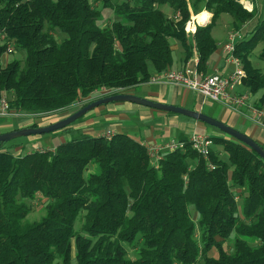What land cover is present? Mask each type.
Returning <instances> with one entry per match:
<instances>
[{
  "label": "trees",
  "instance_id": "trees-1",
  "mask_svg": "<svg viewBox=\"0 0 264 264\" xmlns=\"http://www.w3.org/2000/svg\"><path fill=\"white\" fill-rule=\"evenodd\" d=\"M104 2L117 19L109 27L99 25L101 13L89 0H0V34L7 40L0 46V98L12 93V111L43 117L104 90L124 94L150 81V63L157 73L172 66V40L181 44L184 62L197 51L198 67L207 72L218 50L212 30L219 18L231 16L237 31L258 14L239 0ZM203 11L211 22L187 36L192 14ZM258 19L235 54L244 86L260 94L255 106L264 110V73L250 60L264 44V0ZM11 42L26 58L3 66ZM211 139L221 150L208 158L184 139V149L165 152L156 165L147 146L126 134L25 154L0 143V264H264V160L227 135ZM39 196L47 201L45 214L30 222L28 202ZM125 244L139 245L136 259L128 258Z\"/></svg>",
  "mask_w": 264,
  "mask_h": 264
},
{
  "label": "rangeland",
  "instance_id": "rangeland-1",
  "mask_svg": "<svg viewBox=\"0 0 264 264\" xmlns=\"http://www.w3.org/2000/svg\"><path fill=\"white\" fill-rule=\"evenodd\" d=\"M92 4V6L100 11L102 19L99 22V25L101 27H109L114 21H117V19L113 16L112 12L104 7V0H89ZM111 3L114 4H120L124 1L127 0H109ZM261 0H259L260 2ZM168 9L167 6L164 7V9ZM163 9V10H164ZM262 9H259L258 11L261 13ZM165 13L167 15V17H172V11L169 10H165ZM204 16V14H202ZM257 16H259V13L257 14ZM206 17V15H205ZM231 16L229 15H222L219 20L217 21L216 25L213 27L212 30V38L214 39V41L216 42V44L218 45V50H217V57H218V62L219 63H223L224 61V55H221V51H222V47L224 46V44H226V42L228 41V31H232V24L231 20L229 19ZM208 20V19H207ZM223 23L225 25H223ZM56 37L58 38L59 41L62 40V36L57 34ZM7 44V40H5V38L0 34V46H4ZM8 47H11L13 49V53L11 54H4L2 57V65L6 66L8 63H11L12 61H24L26 58V51L23 49H20L18 47H15V45L12 44V42L10 44H8ZM7 47V49H8ZM171 47L173 49V58H178L181 53L183 52V49L181 47V44L177 41L172 40L171 41ZM264 48V44L259 45L251 54V63L253 65L254 68L260 70L261 72L264 73V60L260 59V53L262 51V49ZM6 49V50H7ZM191 60V59H190ZM150 71H152V66L153 64L150 63ZM244 84V82H243ZM142 88H146V86H142ZM135 93V91H131V90H126L124 92V94L127 93ZM236 92L237 93H241V94H245V95H250V92L248 91V89L244 86V85H239L236 88ZM111 93L108 90H104L101 91L100 93H98V97H94V98H90V99H86L84 101H79L78 103H76L74 106H72L70 109L65 110L63 112H59L56 114H52V115H48V116H43V117H31L30 115L24 114V116H14V117H0V134H8L11 133L13 131L16 130H20L22 129L24 126L26 125H32L34 123H37L39 125V127H44V126H48L51 123H56L58 121H61L65 118L70 117L72 114L76 113L77 111H79L81 108H83V106L88 103L91 102L92 99H97L99 100L100 97H106L109 96ZM139 94V93H137ZM130 95H134V94H130ZM136 97H141V96H137ZM6 99L8 101H11L13 99L12 93H3L1 95V99ZM192 98V96H191ZM260 99V95H258V99L254 100L252 103L255 105L256 102H258V100ZM193 100V99H192ZM193 103V101H192ZM209 104V109L207 108L206 113L209 114L210 117L218 120L217 118H219L221 115V113L224 112L225 109H223V107L215 102H206ZM205 103V104H206ZM123 106V107H119V112H121V114L119 112H109L107 111V107H112V106ZM193 105V104H192ZM191 105L190 108H186V109H194L193 106ZM84 106V107H85ZM125 107H127L128 109H133L135 108V111H125L123 112L125 109ZM100 108H104V110H99ZM185 108V107H183ZM144 110L146 112H152V115L150 116H143L141 112H138L137 110ZM259 109V108H258ZM13 114H18V112L16 111H12ZM161 112V113H160ZM108 113V114H107ZM126 113L127 116H123L122 114ZM165 113V112H164ZM162 111H158V110H154V109H150L148 107L145 106H141L138 104H134V103H129V102H119V103H111L108 105H103L99 108H96L94 110H92L91 112H89L88 114H86L83 118H81L80 120H78L77 122H75L73 124V126L75 127V125L77 124H81L84 123L86 121V119H88L89 117H92L93 115L96 118H100L101 121L95 122V126H93L94 131L91 133H87L84 130H76L73 131L71 133H65L63 131H58L55 133H49V134H43V135H37V136H29V137H22V138H18L15 139L9 143H7V147L10 148V151L12 153L18 154V153H29V152H33V151H37L38 149L43 150V151H54L59 145H61L64 142L67 141H71L72 139H76V138H92V137H102L105 136L106 132L111 130L113 131L115 134H126L130 137H132L133 139L137 140V141H142V139H144V132L147 129H153L155 130L156 128H158L160 131L159 133V137H157V140L161 139L162 141L168 140L169 139V134L173 137L174 132L177 134H185V132L183 131H179L177 130V126L174 123H169L168 121H166L167 119L165 118H158L159 114H163ZM22 114V113H21ZM111 114V115H110ZM167 115H170L171 117H177V118H181L183 120H192L190 118H187L183 115H177V114H172V113H165ZM105 115H107V118H102ZM102 116V117H101ZM123 116V117H122ZM165 117V116H164ZM125 118H127V123L122 122L125 121ZM121 120V122H120ZM194 122V120H192ZM221 121V120H218ZM222 122V121H221ZM241 122V121H240ZM123 124L125 127V129L121 130L119 128H117V125L119 124ZM223 123L227 124L228 126H232L230 121H224ZM200 127L198 128L197 132L199 133H203V134H208V135H212L213 137H225L226 138V134H224L223 132L219 131L216 128H213L211 126H208L204 123L199 122ZM230 126V127H231ZM25 128V127H24ZM234 128V127H232ZM235 130H237L236 128H234ZM240 129V128H238ZM239 131V130H237ZM160 135H162L160 137ZM228 136V135H227ZM260 145V144H259ZM14 146V147H12ZM261 146V145H260ZM263 147V146H262ZM212 149L214 151H219L221 150L219 147L217 146H213ZM221 153V158H224L225 160L227 159V156L225 154H222V151H220ZM97 165L91 166L90 172H94L96 170ZM88 172V173H90ZM241 201V200H240ZM240 201H238L240 203ZM47 204V201L43 200L40 196L33 202H28V205L31 208V212L30 215L28 216V221L30 222H35V221H39L45 214V206ZM242 205V202L240 203L239 206ZM191 216L193 218L194 221H197L198 219V215L197 213L194 211L193 208H191ZM80 224L77 223V229L79 228ZM199 235V233H198ZM235 238L236 235L233 236L229 241L226 242L225 248L227 249V251H232L233 247H234V243H235ZM126 250L128 251V258L134 260L137 258V250L139 249V245L136 244L134 246L131 245H124ZM212 256H216L217 252L216 250H213L211 252ZM73 264H76V261H73Z\"/></svg>",
  "mask_w": 264,
  "mask_h": 264
},
{
  "label": "crops",
  "instance_id": "crops-1",
  "mask_svg": "<svg viewBox=\"0 0 264 264\" xmlns=\"http://www.w3.org/2000/svg\"><path fill=\"white\" fill-rule=\"evenodd\" d=\"M239 3L249 13L253 12L255 9L258 11L259 9H262V7H263V0H261L260 2H259V0H239ZM165 10L171 11L169 8L168 9L165 8L163 11L165 12ZM204 13L208 14V16H207L208 21L205 23H201L199 20V17ZM258 13L260 16L261 13L259 11H258ZM259 16L256 15V17L252 21L246 23L245 25L242 26V28L240 30H237V31L233 28V18L230 17L229 19L231 20L230 24H232V31L227 32L228 36H230L231 34H233L235 32H239V33H241L242 38L240 40H238L237 42L243 40L246 36H248V34L250 32L253 31V29L255 28V26L257 25V23L259 21V19H258ZM211 18H212L211 13H209L208 11H203V12L199 13L198 15L192 14L190 21L191 22L193 21V24L195 23V27L197 29L198 26H205V25L209 24L211 22ZM223 25H225V24L223 23ZM193 35L194 34H189V35L187 34V36H189V37L193 36ZM222 49H223V47H222ZM221 52L222 53L220 56H223V50ZM183 53L184 52H182L178 58H173L174 61H173L172 66L166 71H180V70H185V69L190 68V69H196L199 73H201L204 76L213 75V74L228 75L232 71V66L226 63L225 58H224L225 62H223V63H219L217 61L218 60L217 52L211 57L210 61L207 63V72L200 70L198 67L199 55H198L197 51L194 52L193 57L188 62H184ZM158 74H160V73H157V71H155V69L152 66L151 76L154 77ZM142 86H146V88H142ZM131 91H135V93L131 92V93H127V94H134L137 96H141L140 98L148 99L151 101H155V102H159V103H163V104H167V105L190 108L191 105L193 104L192 106L194 109H190V110L203 112L206 115H209L206 113L207 108L209 109L208 103H206L202 98L198 97L194 93L189 92V91L184 90V89H181V88H177V87L165 85V84H150L148 82L146 84H142L136 88H133ZM137 93H139V94H137ZM238 94L241 95V93H238ZM258 95H260V94H257L255 96L251 95V98H250L251 102L258 99ZM191 96H192V98H191ZM192 101H193V103H192ZM119 107H123V106L114 105L112 107H107L106 110L109 112H119L118 111ZM223 109H225V110L223 113L220 114L221 116L219 118H217L218 120H221L222 122L230 121L232 124V126L230 125L231 127H234L237 130H239V132L244 133L245 135L249 136L250 138H252L254 141H256L258 144H260L264 148V129L256 126V124L252 120H250L249 118H245L244 116H241L240 114L233 112L232 110H229L227 108L223 107ZM99 110H104V108H100ZM123 110H124L123 112H125V111L126 112L127 111L132 112V111H135V108L128 109L127 107H125V109H123ZM137 111L141 112L144 117L152 115V112H146V111L140 110V109H138ZM245 112L248 113V110H246ZM119 113L121 114V112H119ZM162 113H164V112H162ZM122 115L127 116L126 113H123ZM106 116L107 115H105L104 117H102V116L101 117L107 118ZM158 118H165V119H167L166 121H168L169 123L176 124V126H177L176 129L179 131L185 132V134H183V133L177 134L174 132L173 137L169 134V136H168L169 139L162 141L161 139L157 140V137H159L158 135L160 133L159 131L161 129L160 130L158 128H156L155 130L147 129L144 132V139H142L143 142L142 141H138V142H140L141 144H143L145 146H152V145L164 146L171 141L183 142L184 139L190 140V138L192 137L193 134H202V135H207V136L213 137L212 135L197 132L198 128L200 127L199 122H196V121L193 122L192 120H183L181 118L171 117L170 115H167L165 113H164V115L159 114ZM98 121H101V119L96 118L93 115L92 117H89L88 119H86V121L84 123L77 124V125H75V127L73 126L72 130L73 131L84 130L87 133H91L92 130L94 131L93 126H95V122H98ZM120 122H121V120H120ZM122 122L127 123V118H125V121H122ZM27 126H30V125H26L24 127H27ZM125 127L126 126H124L122 123L117 125V128H119L120 130H121V128L125 129ZM238 128H240V129H238ZM161 136L162 135H160V137ZM38 150H40V149H38Z\"/></svg>",
  "mask_w": 264,
  "mask_h": 264
},
{
  "label": "built area",
  "instance_id": "built-area-1",
  "mask_svg": "<svg viewBox=\"0 0 264 264\" xmlns=\"http://www.w3.org/2000/svg\"><path fill=\"white\" fill-rule=\"evenodd\" d=\"M196 27L193 21L188 22L186 33L195 34ZM242 38L241 33L231 34L228 41L223 46V55L227 64L232 66V71L228 75L213 74L204 76L196 69H185L180 71H165L149 81L150 84H165L187 90L202 98L205 102H215L222 107L232 110L252 120L256 126L264 129V110L258 109L250 100L249 95L236 93V88L243 85L246 78V72L242 61L236 56L237 41ZM13 53V49L8 47L6 54ZM251 95V94H250ZM248 110V113L245 111ZM24 116L21 113L13 114L9 102L6 99L0 100V117ZM115 133L107 131L105 136L111 140ZM192 148L204 158H208L214 145L210 136L202 134H193L190 138ZM185 147L184 142L171 141L164 146H147L150 157L153 158L154 165L161 160L165 152H176ZM209 168L214 170L215 167L210 164Z\"/></svg>",
  "mask_w": 264,
  "mask_h": 264
},
{
  "label": "water",
  "instance_id": "water-1",
  "mask_svg": "<svg viewBox=\"0 0 264 264\" xmlns=\"http://www.w3.org/2000/svg\"><path fill=\"white\" fill-rule=\"evenodd\" d=\"M119 102L134 103L148 107L150 109L162 111L165 113L183 115L196 122L204 123L208 126L218 129L219 131L223 132L224 134L228 135L234 140L246 145L247 147L255 151L264 160V148L260 146L256 141H254L252 138L245 135L244 133L235 130L234 128L228 126L227 124L218 121L210 117L209 115H206L203 112L186 109L180 106L167 105L144 98H139L136 97L135 95H130V94H118V95L108 96L105 98H100L99 100L93 101L88 105H86L85 107L81 108L79 111L72 114L70 117L58 121L56 123H52L48 126L37 127V128L28 127L13 131L8 134H0V143H9L15 139L22 137L37 136V135L62 131L65 128L73 125L75 122L83 118L86 114H88L92 110L99 108L103 105H108L111 103H119Z\"/></svg>",
  "mask_w": 264,
  "mask_h": 264
},
{
  "label": "bare ground",
  "instance_id": "bare-ground-1",
  "mask_svg": "<svg viewBox=\"0 0 264 264\" xmlns=\"http://www.w3.org/2000/svg\"><path fill=\"white\" fill-rule=\"evenodd\" d=\"M207 19H208L207 16L205 17V16L201 15V16L199 17V20H200L201 23H205V22H207V21H208Z\"/></svg>",
  "mask_w": 264,
  "mask_h": 264
}]
</instances>
